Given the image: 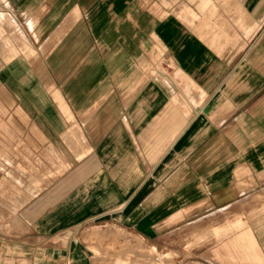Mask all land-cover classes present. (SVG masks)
I'll list each match as a JSON object with an SVG mask.
<instances>
[{"label": "crops", "instance_id": "crops-1", "mask_svg": "<svg viewBox=\"0 0 264 264\" xmlns=\"http://www.w3.org/2000/svg\"><path fill=\"white\" fill-rule=\"evenodd\" d=\"M2 4V13L24 17L19 29L31 48L49 49L44 59L57 70L50 76L60 106L30 111L56 112L50 119L58 124L44 126L65 130L73 158L81 154L65 220L56 223L78 225L104 211L106 191L117 192L109 199L118 203L121 192L138 193L133 205L147 195L145 205L153 207L148 203L194 184L202 193L195 206L209 208L251 185L264 191V0ZM60 16L48 39H35L43 17ZM18 111L26 109L19 104Z\"/></svg>", "mask_w": 264, "mask_h": 264}, {"label": "rangeland", "instance_id": "rangeland-1", "mask_svg": "<svg viewBox=\"0 0 264 264\" xmlns=\"http://www.w3.org/2000/svg\"><path fill=\"white\" fill-rule=\"evenodd\" d=\"M2 2L0 264H264L261 185H251L233 200L216 198L217 206L212 208L195 206L202 193L194 184L187 185L186 191L165 193L163 201L148 203L153 207L145 205L147 195L133 205L138 193L121 192L118 203L109 199L117 192L106 191L104 211L78 225L56 223L65 220L66 203L73 196L70 173L81 166V154L73 158L65 130L44 126L58 124L50 119L56 112L30 111L34 104L47 109L61 103L59 85L50 76L57 70L44 59L48 48L28 46L29 37L19 29L24 17L6 15L13 24L2 20L6 12ZM63 19L43 17L42 31L35 39H48L49 25ZM19 104L25 112L18 111ZM45 195H50L46 206L33 208ZM117 215L153 216L163 222L112 224Z\"/></svg>", "mask_w": 264, "mask_h": 264}, {"label": "bare ground", "instance_id": "bare-ground-1", "mask_svg": "<svg viewBox=\"0 0 264 264\" xmlns=\"http://www.w3.org/2000/svg\"><path fill=\"white\" fill-rule=\"evenodd\" d=\"M7 14H2V16L4 17L2 20H5V21H9V23H12L13 22V20H11V18H9V17H7L6 16ZM13 24V23H12ZM13 28H15V27H13ZM17 31V30H16ZM22 39V38H21ZM5 40V39H4ZM23 40V39H22ZM6 41H8V40H6ZM27 43V42H26ZM25 44V43H24ZM28 44V43H27ZM28 46H29V44H28ZM23 47V46H22ZM29 49V48H28ZM7 50V49H6ZM34 51V50H33Z\"/></svg>", "mask_w": 264, "mask_h": 264}]
</instances>
